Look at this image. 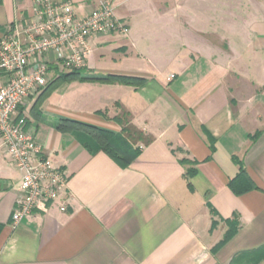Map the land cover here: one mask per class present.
I'll use <instances>...</instances> for the list:
<instances>
[{
	"label": "crops",
	"instance_id": "0c3cea01",
	"mask_svg": "<svg viewBox=\"0 0 264 264\" xmlns=\"http://www.w3.org/2000/svg\"><path fill=\"white\" fill-rule=\"evenodd\" d=\"M75 1L90 12L99 0ZM133 1H113L129 34L94 37L86 70L146 85L77 80L22 108L68 176L66 211L54 204L14 225L21 173L0 148V264H232L264 247V0ZM144 10L151 21L135 18ZM31 13L32 0H0V38ZM117 117L152 139L126 167L57 129L70 119L118 133ZM235 158L256 187L241 195L229 187ZM227 220L238 230L216 248Z\"/></svg>",
	"mask_w": 264,
	"mask_h": 264
},
{
	"label": "built area",
	"instance_id": "2783aa9c",
	"mask_svg": "<svg viewBox=\"0 0 264 264\" xmlns=\"http://www.w3.org/2000/svg\"><path fill=\"white\" fill-rule=\"evenodd\" d=\"M113 33L127 36L129 27L112 0H99L90 12L75 0H32L27 23H15L0 38V74L8 77L0 86V148L21 173L14 225L54 204L66 211L70 199L66 172L44 156L43 145L27 128L26 99L48 85L56 68H86L92 39Z\"/></svg>",
	"mask_w": 264,
	"mask_h": 264
},
{
	"label": "trees",
	"instance_id": "16d2710c",
	"mask_svg": "<svg viewBox=\"0 0 264 264\" xmlns=\"http://www.w3.org/2000/svg\"><path fill=\"white\" fill-rule=\"evenodd\" d=\"M77 80L81 82H98L104 84L120 83L133 87H140L148 83V79L145 77L120 74L90 75L86 68L70 70L61 73L57 78L52 80V82L48 83L37 98L34 108H40L48 96L62 84ZM116 121L122 125V130L118 133L70 119H61L57 129L61 132H75V136L78 140L92 153L103 151L110 155L121 167H126L141 153V148L138 146V143L143 142L148 144L152 139L129 122H124L119 117L116 118ZM259 134L260 133H257V136ZM251 138H254V136ZM234 160L239 165V173L229 182L231 190L236 195H241L255 189V185L247 175L244 163L236 158ZM181 163L188 164L189 161L181 160ZM193 174L194 170L191 168L188 169L187 176H192ZM188 185L190 187V183H188ZM227 224L229 225V229L216 248L228 242L238 230L239 224L236 220H227ZM216 248L214 250H216ZM263 260L264 247L254 252H245L238 255L233 260L232 264H260Z\"/></svg>",
	"mask_w": 264,
	"mask_h": 264
},
{
	"label": "rangeland",
	"instance_id": "374dc122",
	"mask_svg": "<svg viewBox=\"0 0 264 264\" xmlns=\"http://www.w3.org/2000/svg\"><path fill=\"white\" fill-rule=\"evenodd\" d=\"M112 1H114V0H112ZM162 1H164V2H161V3L164 4V3H166V1H169L170 2L171 0H162ZM137 2H138V0H134L132 2V5L137 4ZM140 15H141V17H140L141 21H143V22L144 21H147V20H150L151 21L150 17L147 14H145V10L143 11V13H140L139 15L137 14V16H135V18H138ZM133 24H134V22H133ZM151 24L156 25V26H161L163 23L160 22V20H157V21L152 20Z\"/></svg>",
	"mask_w": 264,
	"mask_h": 264
}]
</instances>
